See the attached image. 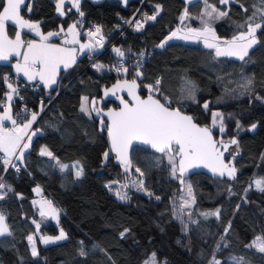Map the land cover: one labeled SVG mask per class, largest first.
I'll return each mask as SVG.
<instances>
[{"label":"trees","instance_id":"obj_1","mask_svg":"<svg viewBox=\"0 0 264 264\" xmlns=\"http://www.w3.org/2000/svg\"><path fill=\"white\" fill-rule=\"evenodd\" d=\"M208 3L227 12L211 21L222 40L247 31L245 22L254 12L253 23H264V0ZM137 5L134 0L124 4L121 0H82L79 11L66 9L64 16L57 12L55 0H30L21 8L23 18L38 21L45 31L70 21L78 25L79 19L85 18L100 25L107 39L93 61L83 54L75 65L61 70L58 85L47 90L48 95L31 83L22 82L17 89L14 111L27 109L24 118L42 104L35 123L40 133L24 154L20 174L14 170L5 173L0 165V183L6 185L0 190L6 192L0 200V213L10 233L0 236V264H144L153 253L158 264H209L213 254L220 264H264V253L246 247L257 236L264 237V192L249 187L251 177L264 179V27L256 30L258 43L249 49L244 61L216 57L213 49L199 42L174 40L161 48L157 45L181 24L179 17L184 8L189 15L182 26L202 27L204 0L189 4L184 0H144L143 12L155 13L156 5H160L156 19L145 20L139 30L131 27L121 34V20L129 17ZM239 25L244 27L238 28ZM8 29L12 32L14 26L9 24ZM115 48L121 49L124 56L118 57ZM97 65L103 67L97 70ZM117 68L121 70L118 72ZM138 68L142 73L139 77L135 75ZM13 74L11 64L0 63L2 102L8 90L4 77ZM157 77L161 80L160 92L153 95L162 103L166 96L171 108H178L198 125L211 128L218 140H237L238 150L227 158L229 166L236 169L234 178L204 172L185 177L195 204L187 214L189 220L183 222L177 208L184 183L171 175L167 156L138 144L133 146L130 170L132 174L137 168L143 172L146 192L130 188L126 200L117 198L105 183L125 180V170L110 151L107 129H102L99 117L89 118L80 111L81 98L85 96L97 101L96 107L101 110L115 106L117 103L99 105L103 102L99 100L102 92L118 80L135 79L140 96H148L145 85H155ZM249 79L251 84L242 87ZM188 82L195 86L191 91ZM193 92L194 99L190 98ZM205 103L209 105L207 110ZM213 112L224 118L223 133L219 123L212 126ZM252 125H256L255 129ZM44 147L55 160L39 154ZM105 150L109 156L103 162ZM57 161L68 167L61 171ZM74 165L82 169L78 178ZM35 185L59 210V226L39 217L33 203ZM8 187L12 191H7ZM216 209H220L219 218L201 215ZM59 227L67 233L65 240L49 245L40 242L39 233L56 234ZM125 229L128 231L121 237ZM30 235H34L36 256L30 252ZM81 248L86 255H80Z\"/></svg>","mask_w":264,"mask_h":264},{"label":"snow or ice","instance_id":"obj_2","mask_svg":"<svg viewBox=\"0 0 264 264\" xmlns=\"http://www.w3.org/2000/svg\"><path fill=\"white\" fill-rule=\"evenodd\" d=\"M72 7L79 11L80 0H70ZM191 0H186V3H190ZM221 4H228L230 0H219ZM205 8L200 14V23L202 27L187 28L186 33L180 34L182 29L178 28L176 31L171 32L165 40L161 41L157 47L163 48L164 45L173 38H179L184 40L203 41L204 46L208 49H213L216 57L227 56L236 57L237 59L244 61L249 55V49L253 47L258 41L255 37L257 29L264 27V23H253L256 13L249 17L245 22L247 24V31H239L238 34L234 35L230 40L221 41L211 26L212 20H218L227 15V12L217 9L214 5L209 4L208 0H204ZM65 0H57L56 10L63 16L65 11L63 10ZM2 5V11H0V60H7L9 55H15L16 57H23V62H17L13 67L17 73H23V75L29 80L33 81L39 78L45 88H49L51 85L56 83V75L61 65L64 69L69 68L75 63V48L64 47L61 45H75L80 44V50L91 49L93 45L90 43H80L79 32L76 29V25H69L67 31L61 28L57 32H48L46 35L41 33L38 23H30L28 20L21 16V6H27L26 0H0ZM243 7V5H241ZM161 11L160 5H156V11L153 15H145L146 20H155L156 16ZM247 11V9H245ZM83 16V13H80ZM189 13L185 9L184 13L181 14L179 20L181 25L188 17ZM261 19L264 20V10L261 11ZM11 21L18 28H28L35 32L39 36V42L35 40L24 41L21 38V31L16 32L15 39H9L5 31L6 22ZM137 30L143 27L141 21L136 22ZM244 25H239L238 28H243ZM61 33L64 34V38L61 41V45L49 43L52 37H59ZM101 29L96 27L95 32L89 31L87 33L91 40H96L97 44H102L104 37L100 34ZM99 37V39H97ZM118 57H123L124 52L119 48L113 49ZM143 55V53H141ZM99 70L102 65H97ZM122 67V66H121ZM121 68H117L119 72ZM127 72V69H123ZM137 77L141 76L142 73L139 68L135 74ZM4 82L7 84L9 91L5 93L6 100L8 103L5 105L0 101V107L3 108V112L0 113V153H3V157H0L7 170L8 166L16 167L13 162L15 160L23 163L24 153L30 147V143L24 142L25 140L31 141L32 136L28 135V130L31 129L32 124L36 121L38 113L33 112L31 119L26 122L18 123L20 116L17 113V118L12 115L11 101L14 95H18V91L13 87L12 83L9 82V77H4ZM191 85V89H194V84L188 82ZM251 84L249 79L245 85ZM161 80L158 78L155 85L148 84L145 87L148 89L149 95L146 99H141L136 94L135 89L137 88L136 80L133 79L131 82L124 81L121 83L119 80L111 89L105 90V96L109 93L115 95L118 90L127 89L130 100H125L121 97H117L120 100L122 107L117 110L109 109L103 113L107 117V122L102 118L100 120L102 129L107 128L108 138L110 141V151L116 154L117 160L120 162L125 172L132 167L131 160L129 159L128 150L134 142H140L144 145H149L156 152L161 153L163 156H167L168 163L171 166V175L173 178H177V172H179V178L181 183H184L183 177L188 169L203 164L204 167L209 168L213 174L220 176L227 175L229 179L235 177V167H230L228 163H225L224 153L228 151L229 145H236L237 140L232 138L229 143H225L222 139L217 141L213 138L211 128L205 126L200 127L195 123L194 118L189 115H184L179 109H172L170 107L171 101L165 96V102L162 103L157 99L153 93L160 92ZM163 95V93H160ZM190 98L194 99V92L190 95ZM97 101H92L91 109L88 106V97L81 98L80 111L91 118V112H96L97 115L101 113V109L96 107ZM209 107L208 103L204 104V108L207 110ZM22 111H27L23 109ZM219 118V119H218ZM223 116L219 112L212 113V126L215 127L218 123L220 126V132L225 131L223 124ZM5 121H10L12 124L11 128L4 126ZM240 127L237 122V128ZM256 125H252L255 128ZM35 133H33L34 135ZM17 153H19L17 155ZM41 156H47L50 159L55 160L56 157L47 148H41ZM105 158L109 156L108 152L104 153ZM178 161V163H177ZM78 163V162H77ZM59 164V161H57ZM60 170L64 171L68 165L59 164ZM75 167V165H74ZM136 172L143 176V172L139 168ZM76 177L82 175V169L75 172ZM133 183L138 184L141 188L143 187V180L134 181ZM257 190L264 192V179H257L253 181ZM6 185L0 183V190L5 189ZM110 187V186H109ZM126 187V185H125ZM187 195L191 200H185L181 205V211L185 207H191V204L195 202V198L192 195L191 185L187 186ZM7 191H12L11 187L7 188ZM34 191L39 192L40 189L36 188ZM247 191V189L245 190ZM151 195V193H149ZM6 192H0V200L4 199ZM119 199H126V194L117 193ZM183 198V197H182ZM159 199V197H156ZM35 204L36 201H33ZM48 207L47 209L41 205L40 215L44 217L51 215L56 218L57 209L52 206L51 201H44ZM220 209H216L215 212L202 213L205 218L208 216H216L219 218ZM5 217L3 213H0V235L10 234L8 225L4 222ZM183 222V221H182ZM196 223V221H192ZM39 227V225H37ZM187 228V225H185ZM128 229L121 232L120 235L123 237ZM228 228H225L227 233ZM67 238L66 233L61 229L60 234L55 237H45L43 242L45 244L64 240ZM28 241H33L32 236H28ZM83 242H81L82 244ZM258 247V250L264 253V237L257 236L255 240L246 245V247ZM219 247V245H217ZM32 255L36 256V248L32 247ZM80 255H86L83 248L80 250ZM235 259V258H233ZM144 264H156L155 254L153 253ZM209 264H220V261L215 258L213 254L212 260Z\"/></svg>","mask_w":264,"mask_h":264},{"label":"crops","instance_id":"obj_3","mask_svg":"<svg viewBox=\"0 0 264 264\" xmlns=\"http://www.w3.org/2000/svg\"><path fill=\"white\" fill-rule=\"evenodd\" d=\"M29 1L30 0H26V4H28L29 3ZM82 0H80V2H81ZM80 4V3H79ZM70 6V5H69ZM24 6L22 5L21 6V8H23ZM71 7V6H70ZM80 7V6H79ZM69 7H64L63 8V10L65 11V15H66V9H68ZM2 10V9H1ZM21 14V13H20ZM22 16V15H21ZM64 16V15H63ZM24 19H26L25 17H24ZM26 20H28L30 23H38L39 24V22L38 21H31V20H29V19H26ZM9 24H12L13 26H14V30L11 32L9 29H8V25ZM72 24H75L76 25V29H77V31L79 32V37H78V39L80 40V43H83V44H88V43H90L91 42V44L93 43H97L96 42V40H91L90 41V38L89 37H85L83 34H82V27H81V25H80V23L77 25V22L76 21H70L69 23H67V25H59L58 27H57V29H49V30H43V29H41V27H40V25H39V29H40V31H41V33H43V34H47L48 32H57V31H59L61 28H63L65 31H67V29H68V27H69V25H72ZM214 30V29H213ZM5 31H6V33H7V36H8V38L9 39H15V36H16V32L17 31H21V38L22 39H25L26 38V41H28V40H35V41H37V42H39V36H37L36 34H35V32H33V31H31V30H29L28 28H23V29H20V28H18V26H16L15 24H13L11 21H8V22H6V25H5ZM216 33V32H215ZM217 36V35H216ZM218 37V36H217ZM64 38V34L63 33H61V35L59 36V37H52L50 40H49V43H52V44H56V45H61V41H62V39ZM219 38V37H218ZM220 39V38H219ZM221 41H223L222 39H220ZM197 42H199V43H201L203 46H204V43H203V41L201 40V41H197ZM61 46H64V47H69V48H75L76 49V52H75V63H73L70 67H72L73 65H75L78 61H79V58L81 57V56H83V54L86 52V51H88L89 49H84L83 51H81L80 50V44H75V45H61ZM205 47V46H204ZM233 58V57H232ZM236 58V57H235ZM23 62V57L22 56H20V57H16L15 55H9V57H8V59L7 60H0V63H3V64H5V63H9V64H11L12 65V73H14L15 75L17 74V75H19V76H21V78H22V80H23V82L24 83H31V84H34V82L35 81H38L39 80V78H37L36 80H33V81H29L24 75H23V73H17L16 72V70H15V68L13 67V65H15L17 62ZM69 67V68H70ZM69 68H67V69H64V67H63V65H61V67H60V69L58 70V72H57V75H56V83L55 84H53V85H51L49 88H45L44 87V85H43V83H42V86H40V87H42L43 89H45V90H49V89H51V88H55L57 85H58V83H59V81H58V78H59V75H60V72H61V70H68ZM41 82V81H40ZM11 83V82H10ZM12 85H13V87L14 88H16V85L15 84H13L12 83ZM9 91V89L6 91V93ZM16 96L17 95H14L13 96V100L11 101V108H12V115H13V112H14V105H13V102H14V100H15V98H16ZM5 105L8 103V101L6 100V97H5V100H4V102H3ZM3 112V108L2 109H0V113H2ZM40 112V111H39ZM39 112H38V115H37V119H36V121L32 124V127H31V129H29L28 130V135H30V136H32V140L34 139V137H35V135H37V134H39L40 133V130L39 129H36L35 128V123L37 122V120H38V118H39ZM31 114L32 113H29L28 114V117H26V119H24V120H22V121H20V122H18V123H23V122H26L28 119H31ZM13 117H14V115H13ZM4 126L5 127H7V128H11L12 127V124H11V122L10 121H5L4 122ZM33 133H35L34 135H33ZM32 140L29 142V141H27V140H25L24 142H26V143H30V146H31V143H32ZM30 148L31 147H29V149H27L26 151H25V153L26 152H28L29 150H30ZM24 153V154H25ZM0 154H3V153H0ZM37 188H39L40 189V191L39 192H36V191H34V194H35V198H34V200L36 201V203H35V205H36V208H37V210H38V215H39V217H41V215H40V208H41V205H43L44 206V208L45 209H47V205L46 204H44V201H50L49 199H47V198H45L44 196H42V194H43V189L39 186V185H35ZM33 189V188H32ZM36 198H38V199H36ZM40 199V200H39ZM56 216L58 217V220H59V210L57 209V213H56ZM43 219L45 218L46 220H49V221H52L53 223H56V220H55V218H53L51 215H46V216H44V217H42ZM60 221V220H59ZM59 221L57 222L58 223V226H59ZM5 222V221H4ZM6 223V222H5ZM56 223V224H57ZM7 224V223H6ZM60 228V227H59ZM7 234V233H6ZM4 235V234H3ZM38 235H42V233H39ZM0 236H2V235H0ZM30 236H32L33 237V241H34V235H30ZM39 239H40V237H39ZM40 242H41V239H40ZM43 243V242H42ZM30 252L32 253V247H31V243H30Z\"/></svg>","mask_w":264,"mask_h":264},{"label":"rangeland","instance_id":"obj_4","mask_svg":"<svg viewBox=\"0 0 264 264\" xmlns=\"http://www.w3.org/2000/svg\"><path fill=\"white\" fill-rule=\"evenodd\" d=\"M122 1V3L124 4L127 0H121ZM184 1H186V0H184ZM192 2H194V0H191V2L190 3H192ZM55 4H57V0H55ZM186 4H189V3H186ZM71 7H70V6ZM69 7L68 9H71V8H73V9H75L76 10V8H74V7H72V4H71V2H70V0H65V4H64V7ZM184 11H185V8L183 9V11H182V13H184ZM178 28H181L182 29V31H181V33L180 34H184V33H186V31H187V28L186 27H184V26H182L181 24H179V25H177L176 27H174V29L171 31V32H173V31H176ZM195 28H197V27H195ZM171 32L170 33H168V35L167 36H169L170 34H171ZM166 36V37H167ZM165 37V38H166ZM165 38H164V40H165ZM174 40H176V41H181V42H191V43H196L197 41H193V40H184V39H179V38H173V39H171V40H169L168 42H170V41H174ZM258 41V40H257ZM258 43V42H257ZM256 43V44H257ZM255 44V45H256ZM255 45H253V47L255 46ZM233 58H235V57H233ZM235 59H237V58H235ZM94 99H92V100H89L88 99V106H89V108L91 109V107H92V101H93ZM42 109V104H40V106H39V110L38 111H32V112H30V113H33V112H35V113H38L40 110ZM91 115H95V116H98L99 117V119L101 120L102 118L104 119V117H103V115H102V112L99 114V115H97V113L96 112H91ZM24 119H26V117L24 118ZM252 129H255V128H252ZM223 141L224 142H228L227 140H225L224 138H223ZM231 145V144H230ZM229 145V149H230V153L231 154H229V157L232 155V153L233 152H235V151H237L238 150V148H237V146L236 145H231L230 146ZM44 148H46V147H44ZM105 152H108V150H105ZM104 152V153H105ZM103 153V154H104ZM105 160H106V158H105V156H104V158H103V162H105ZM178 163V162H177ZM75 169H76V171L77 170H79L78 169V166H76L75 165ZM177 176L179 177V174L177 173ZM124 178H125V180H117V181H114V180H109V181H106V183H105V186H108V188H109V190L111 191V193H113V195L114 196H116L117 198H118V196H117V193L119 192L120 194H127V192H128V189H130V188H134V189H137V190H141V191H143V192H146L145 191V189L142 187H140L138 184H136V183H133L134 181H138V180H140V179H142L143 180V177H141L140 176V173H138V172H136L135 174H132L131 173V170H130V168L128 169V171L127 172H124ZM186 178H187V176H186ZM257 179H260V178H258L257 176H255V177H251V183H250V185H249V187H253V188H255L256 189V186H255V184L253 183V181H255V180H257ZM184 180V184H183V190H182V194H181V196H180V198H179V206H178V208H177V214L179 215V217H180V219L182 220V221H184V220H186V221H188L189 219H187V214H189L190 213V211L192 210V208H193V205L195 204V203H192L191 204V207H185L184 209H183V211H181V205L184 203V201L185 200H191V198L187 195V191H188V189H187V186L188 185H190L189 184V182H187V180L184 178L183 179ZM125 185H126V187H125ZM110 186V187H109ZM37 187L36 186H33V190L34 189H36ZM192 195H193V193H192ZM126 197H127V195H126ZM183 197V198H182ZM36 199H38V198H36ZM40 200V199H39ZM123 200H126V199H123ZM215 212V211H214ZM204 213H207V212H204ZM209 213V212H208ZM55 220H56V223L59 221L58 220V217L56 216V218H55ZM56 223H54V224H56ZM57 225H58V223H57ZM61 229L62 228H59L58 230V232H56V234H49V233H45V234H42V235H39V237H40V239H41V242H43V238H45V237H55V236H58L59 234H60V231H61ZM63 230V229H62ZM64 232H65V230H63ZM66 233V232H65ZM66 235H67V233H66ZM65 240V239H64ZM255 240V239H254ZM253 240V241H254ZM61 241H63V240H59V241H55V242H50V243H47L46 245H49V244H56V242H61ZM252 241V242H253ZM251 242V243H252ZM43 245H45V243L43 242ZM35 247L36 248V242L35 241H32L31 242V247ZM253 248H255L257 251H259L258 250V247H253ZM212 258H213V256H212ZM215 258H216V255H215ZM155 261H156V264H158L157 263V260H156V258H155Z\"/></svg>","mask_w":264,"mask_h":264},{"label":"built area","instance_id":"obj_5","mask_svg":"<svg viewBox=\"0 0 264 264\" xmlns=\"http://www.w3.org/2000/svg\"><path fill=\"white\" fill-rule=\"evenodd\" d=\"M138 3V5L134 8H132V10L130 11V16L127 17V18H123L121 20V23H120V27L118 28L120 31L122 30V33L123 34L126 30H128L129 28L131 27H136V22L137 21H141L142 23L146 20L145 19V15H153L154 13H147V12H143L141 11L142 10V6H143V2L144 0H134ZM79 23L82 27V34L85 36V37H88L87 33L89 31H92V32H95V29L96 27H99L101 29V35L104 37V40L105 41L107 38L104 36V32H103V29L102 27L99 25H97L96 23L92 22V21H86L85 18H80L79 19ZM121 36V35H120ZM97 39H99V37H97ZM24 41H26V38L23 39ZM93 47L91 49H89L88 51H86L84 54H85V57L86 59H88L89 61H93L96 57H95V53L97 50H100V48H103V43L102 44H97V43H92ZM9 77V82L13 83L16 85V89L20 88V84H22L23 80L21 78V76L19 75H8ZM160 79V77H157V79ZM149 83H147L146 85H148ZM34 85L35 86H42V82H40V80L38 81H35L34 82ZM44 92L46 93V95H48V91L44 89ZM1 101V100H0ZM23 108H19L18 111H14L13 112V115H14V118H17V113L20 114L19 118H18V122H20V119L21 118H24V116H26V112L25 111H22ZM22 120V119H21ZM19 153H17L18 155ZM0 157H3V154H0ZM13 162L15 163L16 167H12L11 165L8 166L7 170H5V173L6 172H9L10 170H14L15 173L17 174H20L22 172V170L24 169V161L23 163H21L20 161H17L15 160V158L13 157ZM0 165L5 169V166L3 165L2 161H0ZM2 180V179H1ZM45 198L49 199L48 197L44 196ZM51 201V199H49ZM52 202V201H51ZM52 206L56 208L55 204L52 203ZM57 209V208H56Z\"/></svg>","mask_w":264,"mask_h":264},{"label":"water","instance_id":"obj_6","mask_svg":"<svg viewBox=\"0 0 264 264\" xmlns=\"http://www.w3.org/2000/svg\"><path fill=\"white\" fill-rule=\"evenodd\" d=\"M124 82V81H123ZM123 82H121V83H123ZM129 82V81H128ZM137 83V82H136ZM115 85V84H114ZM112 87H113V85H112ZM111 87V88H112ZM111 88H107V89H111ZM138 84H137V88L135 89V91H136V94L137 95H139L140 96V94L138 93ZM106 90V89H105ZM105 90L102 92V96H101V98H100V103L102 102V99H106L107 97L105 96ZM118 92V94H119V96L121 97V98H123V96L124 95H126L127 96V98H123V99H125V100H130L131 99V97H129V95H128V92L126 91V90H118L117 91ZM109 94H111V93H109ZM108 94V95H109ZM141 97V96H140ZM147 98V96H145V97H141V99H146ZM118 104V106L117 107H109V108H107V109H103L101 112H102V115H103V113H105V112H107L109 109H113V110H119L120 109V107H122V105L120 104V103H117ZM172 109H178V108H172ZM180 110V109H179ZM181 111V110H180ZM182 112V111H181ZM182 114H184V115H189V114H186V113H184V112H182ZM190 116V115H189ZM103 117L106 119V122H107V117L106 116H104L103 115ZM198 125V124H197ZM198 126H200V127H203V126H201V125H198ZM107 129V128H106ZM212 131V130H211ZM213 134V133H212ZM214 138V137H213ZM215 139V138H214ZM109 143H110V141H109ZM226 143V142H225ZM141 145V146H143V147H145V148H149L152 152H155V153H159V152H156L154 149H152L149 145H144V144H142V143H140V142H134L133 143V145L129 148V150H128V155H129V159H130V150H131V148L133 147V146H135V145ZM114 153V152H113ZM114 155H115V158H116V154L114 153ZM117 159V158H116ZM119 162V161H118ZM120 163V162H119ZM225 163H227V161L225 160ZM199 172H204V173H206V174H208V175H210V176H212V175H218V174H213V172L209 169V168H207V167H204L203 166V164H200L199 166H195V167H192V168H190V169H188V171L185 173V175H184V177H183V179L186 177V176H189V175H191V174H193V173H199Z\"/></svg>","mask_w":264,"mask_h":264},{"label":"flooded vegetation","instance_id":"obj_7","mask_svg":"<svg viewBox=\"0 0 264 264\" xmlns=\"http://www.w3.org/2000/svg\"><path fill=\"white\" fill-rule=\"evenodd\" d=\"M122 90H123V89H122ZM124 90L127 91L126 88H125ZM127 92H128V91H127ZM106 97H107L106 99H105V98L102 99L103 102H102L101 104H99V105H103V104H111V106H112L113 103H120V100L117 99V97H120L119 94H118V92H116L115 95L109 94V95H107ZM124 97L127 98L126 95H124L123 98H124ZM109 106H110V105H109ZM109 106H107V107H109ZM115 106L117 107L118 104H116ZM115 106H114V107H115ZM104 109H105V108H104ZM106 109H107V108H106ZM215 140L220 141V140H218V139H216V138H215ZM222 140H223V139H222ZM233 153H236V151L233 152ZM233 153H232V154H233ZM229 154H231V153H230V149H228V151H226V152L224 153V158H225L226 161H227V158L229 157Z\"/></svg>","mask_w":264,"mask_h":264}]
</instances>
